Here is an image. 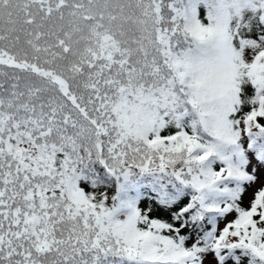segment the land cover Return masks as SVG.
<instances>
[{
    "label": "snow or ice",
    "instance_id": "1",
    "mask_svg": "<svg viewBox=\"0 0 264 264\" xmlns=\"http://www.w3.org/2000/svg\"><path fill=\"white\" fill-rule=\"evenodd\" d=\"M0 264H264V0H0Z\"/></svg>",
    "mask_w": 264,
    "mask_h": 264
}]
</instances>
